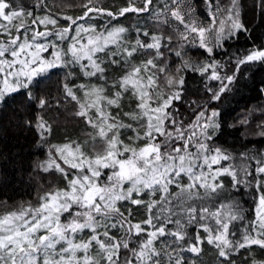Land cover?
I'll use <instances>...</instances> for the list:
<instances>
[{"label": "snow or ice", "instance_id": "snow-or-ice-1", "mask_svg": "<svg viewBox=\"0 0 264 264\" xmlns=\"http://www.w3.org/2000/svg\"><path fill=\"white\" fill-rule=\"evenodd\" d=\"M205 2L207 25L194 17L187 0H170L156 14L160 31L137 27L136 39L127 41L129 29L111 21L151 13L154 0H124L117 11L104 8L101 0H85L82 14L65 15L67 26L59 31L58 15L37 16L22 0H0V101L29 89L54 68L78 65L84 77L106 85L108 65H127L111 93L101 84L70 86L67 77L60 84L64 100L76 103L75 115L93 131L89 141L52 146L48 160L38 164L43 172H58L64 187L45 192L36 205L0 214V264H190L184 254L198 256L205 242L215 247L223 264H234V252L253 246L264 250V157L251 170L225 166L222 162L232 158L211 145L221 125L220 112L210 106L230 91L245 66L264 64V46L242 54L238 50L227 65L216 59L218 49L247 29L239 0L224 8L216 0ZM38 6L43 8V0ZM260 7L264 10V0ZM102 16L110 18L102 31L87 23ZM186 48L202 49L207 58L193 62L185 58ZM141 50L147 58L133 63ZM170 56L180 59L175 69ZM188 71L219 86H206L209 104L199 106L185 124L173 105L183 97L181 73ZM27 96L38 99L41 109L50 104L30 91ZM125 97L134 107L113 114ZM35 127L42 140L51 132L42 116ZM125 130L131 133L127 143L121 138ZM259 134L264 136V130ZM224 177H230L233 189L244 185L253 191L252 217L238 238L232 227L245 216L236 201L219 199ZM125 204L145 209V218L134 221ZM190 226L196 228L192 237Z\"/></svg>", "mask_w": 264, "mask_h": 264}, {"label": "trees", "instance_id": "trees-1", "mask_svg": "<svg viewBox=\"0 0 264 264\" xmlns=\"http://www.w3.org/2000/svg\"><path fill=\"white\" fill-rule=\"evenodd\" d=\"M21 0H16L20 3ZM78 2V3H77ZM85 0L72 2V0H43V8L38 5L41 0H22L27 10L34 11L37 16H43L47 12L58 15V27L63 28L66 24H61L60 20L65 15L78 16L82 14L81 5ZM102 6L107 10L117 11L124 6V0H101ZM170 2V0H154L151 13L141 15L127 14L118 20L111 21L112 24L122 25L129 29L125 39L134 41L137 33V27L147 29L149 32H157L161 29L157 26L154 16L160 11V5ZM221 8L227 7L230 0H216ZM34 5H37L34 7ZM92 23L99 25L100 22L109 24L110 18L106 16L96 17L91 20ZM246 31L241 32L238 37L226 42L224 49H218L216 59L224 64H228L230 57H235L238 50L243 53L245 50L253 47L264 46V13L258 16L253 23H244ZM170 31L165 30V34ZM141 40L148 41L149 37L140 36ZM187 56L193 62L203 61L207 58L206 54L197 48L185 49ZM150 54V52L148 53ZM142 55L147 58L145 50H141L135 57ZM133 63L139 61L132 60ZM170 67H175L180 63V59L170 56L168 61ZM127 65H109L106 69L105 79L108 83H113L119 79L120 75L126 69ZM230 67V65H229ZM227 70V69H225ZM69 71L64 68H58L47 75L38 77L27 90L13 93L7 96L0 103V214L15 209L19 204L30 203L36 205L39 196L45 192L59 187L61 176L54 170L43 172L38 169V164L44 162L47 158V148L60 142H86L89 141V127L82 118L68 117L69 110H76L77 106L71 100H64L60 84L67 81L72 84ZM228 74H231L229 72ZM185 78L183 97L180 101L174 103L173 108L176 118L184 121L185 124L193 120V112L201 105L209 104L210 93L206 92V86L217 88L218 82L208 81L201 77L199 73L188 71L181 73ZM31 92L33 97H45L50 100L49 106L41 109L38 99L30 100L27 92ZM264 64L256 63L245 66L239 75L238 80L231 86L230 91L223 94L218 101H211L210 106L220 112V129L215 133L211 145L220 147L232 159L223 161L225 166L233 165L240 168L247 165L248 168L256 167V160L264 157V136L259 133L264 130L260 125L264 124ZM59 99L61 103L57 105L55 100ZM134 107L132 101L125 97L120 109H113V113L128 112ZM42 116L51 126V132L46 139H41L35 127L37 117ZM125 122L126 118L121 115ZM246 121V123H243ZM31 122V123H29ZM130 133V132H128ZM126 136V134L124 135ZM88 147L91 148L89 142ZM242 162V163H240ZM241 165V166H240ZM186 182V180H185ZM224 191L219 199L228 202L236 201L243 210L245 219L237 221L232 227V231L239 237L243 226L248 223L252 217L250 211L253 202V191L251 188L241 185L238 189H233L230 184V177H224ZM147 199V197H144ZM131 207L133 210L134 221L145 218V209L125 204L124 208ZM124 210V209H122ZM189 237L195 235L196 228L189 227ZM119 234V233H114ZM201 235L204 234L201 232ZM199 259L190 260L192 254L185 253V258L191 264H223L215 249L214 261L208 259L207 253L211 251L203 249ZM195 257V256H193ZM264 260V250L253 246L247 250L234 252L231 260L234 264H251V261ZM195 261V262H194Z\"/></svg>", "mask_w": 264, "mask_h": 264}, {"label": "rangeland", "instance_id": "rangeland-1", "mask_svg": "<svg viewBox=\"0 0 264 264\" xmlns=\"http://www.w3.org/2000/svg\"><path fill=\"white\" fill-rule=\"evenodd\" d=\"M76 2V1H79V0H72V2ZM78 3V2H77ZM187 3L191 4L192 5V8L194 9V17L196 19H198L199 21H202L205 25H207L208 23V17H207V4L205 2V0H187ZM239 3H240V9H241V20L244 23H247V22H250V23H253V21L260 15H262L264 13V10L261 9L260 7V0H239ZM154 20H156V15L154 16ZM157 21V20H156ZM60 23L61 24H66V21L64 19H61L60 20ZM87 23H92L91 20L87 21ZM58 24V23H57ZM106 26V23H103V22H100L99 25L97 26L99 30H103V28ZM66 27V26H65ZM173 27H175V25H173ZM57 31L60 30V27H58L57 29H55ZM167 31H170V29H167ZM64 46V45H62ZM202 50V49H201ZM203 51V50H202ZM204 52V51H203ZM205 53V52H204ZM206 54V53H205ZM134 60L136 61H142L144 60L145 58H143L142 55H139L137 57H134L133 58ZM109 66V65H108ZM107 66V67H108ZM61 68H64V69H67L69 72H73V69H75V71L73 72V74L71 75V80H74L72 83H75L76 85H79L81 83H84V84H93V85H96V84H101V85H104V81L102 80H98L97 78L95 77H92V78H89V77H84L80 70H79V66L78 65H71L69 67H61ZM55 69H58V68H54V69H51L49 70L48 73H50L51 71L55 70ZM48 73H46L45 75H47ZM112 84L113 83H108L106 85H104L106 87V89L108 90L109 93L115 91L114 88H112ZM71 86V84H70ZM218 86H219V82H218ZM77 95L78 96H81L83 95L82 92H77ZM264 95V93H263ZM2 101H0L1 103ZM73 102V101H71ZM74 105H76L75 102H73ZM77 106V105H76ZM78 110V108L76 110H69V112L66 114L68 117H73V118H80L78 116L75 115L76 111ZM112 111H114L112 109ZM114 114V113H113ZM84 120V119H83ZM88 126V125H87ZM89 127V126H88ZM89 131L90 133H92V129L89 127ZM126 134V136H124ZM49 134H47L44 139L47 138ZM131 133H128L126 130L125 132L122 134L121 138L125 140V142L127 143V137L130 136ZM65 143H68V142H60V143H53L51 144L48 148H47V151H48V154H47V158L45 161L48 160V156H49V151L50 149L52 148V146H60V145H63ZM242 163V162H240ZM64 167H67L65 165H62ZM241 166V165H240ZM59 187H64V181L61 177V183L59 185ZM29 203H24V205H27ZM23 204H19L16 208H18L19 206H21ZM15 208V209H16ZM201 249L203 251V249H207L208 251H211V254L208 255V259H210V261H214V256L215 253V247L212 246V245H209L207 244L206 242L204 244L201 245ZM191 254V253H190ZM202 254V252L197 256L195 254H192L191 257H190V260H195V259H199L200 258V255ZM195 256V257H193ZM201 259V258H200ZM195 262V261H194ZM191 264V263H190ZM202 264V263H201ZM204 264H207L204 262Z\"/></svg>", "mask_w": 264, "mask_h": 264}]
</instances>
